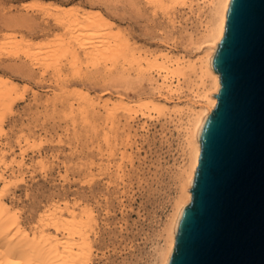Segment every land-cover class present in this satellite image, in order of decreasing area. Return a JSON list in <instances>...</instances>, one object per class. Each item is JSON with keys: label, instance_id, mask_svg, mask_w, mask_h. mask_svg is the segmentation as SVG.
<instances>
[{"label": "bare ground", "instance_id": "6f19581e", "mask_svg": "<svg viewBox=\"0 0 264 264\" xmlns=\"http://www.w3.org/2000/svg\"><path fill=\"white\" fill-rule=\"evenodd\" d=\"M137 1L152 5L153 8L160 7L163 10H169V12L170 5L188 4V13L195 15L196 18V25H194L196 29L194 27L193 30L198 31L199 28H202L199 31L202 35L196 38V35L193 36L194 31H192L193 34L189 31L188 41L190 40L191 48L185 52L178 51L175 46L165 41L156 48H144L135 46L133 42L131 44L127 36L123 37L121 32L118 33V27L113 21H106L93 16V8H73L72 6L61 5L56 9L44 8L45 11L43 12L46 16H52L54 23L62 26L63 29H61L64 31L60 35L61 37L51 39L44 45L31 46L22 43L21 36L12 35L1 40L3 42L0 44V51L7 50L13 54L23 53L25 56L23 59H26L30 71H40L38 76L41 79V84L48 83L49 88H47L52 93V100L57 101L56 103L60 102V97L61 100H63L62 98L67 99L66 94L61 95L59 90H63L62 87L67 85L65 83L66 85L62 84L61 86L60 83H63L65 79L67 80L69 76H63L62 72L66 66L64 63L69 58L71 59H69L68 65L72 66H69L70 70L75 69L76 73H73L79 74V76L75 75L77 77L81 76L82 70L84 72L85 70L98 69L99 71L94 70L96 73L100 72V68H103L105 72L103 75L107 71L105 76L108 74L111 76L115 73L111 74L110 71L114 72L115 69L110 70V68L114 67L119 73L116 70L115 76L118 75L117 78L114 75L111 77L114 76V79L122 80L123 84L128 85V88L131 86L135 88L140 85L150 87V93H137L136 95L118 89L114 90L115 92L109 89H100V92H92L86 89L84 92L81 91L80 97L76 96L75 98L73 95L71 99L69 97L70 101L67 99L69 102L67 105H70V111L67 112L75 113L71 114L73 118L77 112H80V114L78 113L79 117L83 115L81 119L92 114L95 120V124L92 125L94 128L98 127L97 130V127L94 130L106 129L100 134H104L103 138L106 140L107 148L112 150L111 143H115L114 146L117 147V149L115 147L116 152L113 155L114 149L111 151L112 153H108L109 156L105 157V152H101L104 145L102 148L98 144L101 157L97 156H99L100 162H96V164L98 163L96 166L94 162H91L90 164L94 163V166L89 164L90 167H86L87 171L85 170L83 176L86 177L87 173V177H93L94 170L101 171L100 173L107 177L109 175L111 177L113 174L118 186L125 184L126 162L131 163L135 158L133 157L134 154H130V150L134 149L136 140H131L130 137H136L138 130L148 133L147 122L152 121L158 115L166 116L169 119L174 131L181 138L179 140H181L180 147L183 155L182 160L176 165L179 189L172 205L171 215L163 225L160 238L154 245L151 262V264H168L175 247L182 211L192 200L191 189L201 153V130L206 118L217 104L215 95L221 89L220 75L214 68L213 58L225 33L230 0ZM21 9L25 13L32 10L30 6H22ZM195 9L196 11H194ZM203 9L209 11L207 21L206 17L204 21L200 20L201 13L199 12H202ZM202 13L204 14V12ZM191 24L193 25L194 22ZM197 25L199 26L198 29ZM68 56L70 57L68 58ZM64 57H67L65 62L62 60ZM69 67H67L66 73H68ZM49 71L52 75L46 79L45 73L49 75ZM66 80L65 82H67ZM3 82L0 80V106L1 102L5 103L11 99L13 92L16 91V88L11 86L13 83ZM63 92L67 91L64 89ZM39 94L33 88L32 100L35 101L36 107L39 104L37 103L40 98ZM49 96L51 97V95ZM50 97L42 102L46 104L40 103L43 105L41 107L44 109L48 107L47 101H51ZM50 103L53 106L56 104L55 102L52 104L53 101ZM64 103L63 107H65ZM66 107L65 109H68ZM71 115L70 118H72ZM86 117L83 118L84 121L88 120ZM121 117L124 118L126 125L122 124L123 126L119 129L122 130L123 127L127 126L129 133L123 131L128 133L126 135L128 137H125V140H120L119 143L118 140L122 138L118 139V137L121 136L116 137L113 134L120 133L118 129L115 130L114 128L118 127V120ZM74 119H72V123ZM91 120L94 123V120ZM139 120H143V123L138 124L137 128L134 129V124ZM96 123L101 126V129ZM73 125L75 126L74 123ZM1 127L0 124V131ZM107 128L108 131L109 129L113 131L112 136L114 138L108 136L110 134ZM131 129L135 131V133L132 132L135 134L134 136L130 135ZM64 132V136H66L68 129ZM58 138V141L62 142L59 135ZM112 138L115 140L111 142ZM42 140L41 134H32L18 138L15 145L10 146L1 142L0 139V264H93L95 249L92 245L91 235L97 226L98 218L92 207L85 206L86 204L85 207H82L74 199L73 201H57L55 199V202L50 201L51 203L45 205L44 209L42 208V211L38 213L37 223H34L33 227H27L29 225L24 224L18 209L10 202L9 192L13 181L18 178L23 179L27 172H32L38 168L42 170L47 168L50 161L41 149ZM99 146L102 148L101 150ZM36 148L37 150H35ZM138 150L137 147L135 153H138ZM30 155H34L38 159L27 163ZM113 156L124 164L114 163L116 158ZM100 173L98 174L101 175ZM68 180L67 177H64V181ZM125 200L126 196L122 195L120 202L123 203ZM123 227L121 225L120 229L123 230Z\"/></svg>", "mask_w": 264, "mask_h": 264}, {"label": "rangeland", "instance_id": "374dc122", "mask_svg": "<svg viewBox=\"0 0 264 264\" xmlns=\"http://www.w3.org/2000/svg\"><path fill=\"white\" fill-rule=\"evenodd\" d=\"M131 1L133 0H0V44L3 42L2 39L12 35L21 36L22 43L31 46L44 45L51 39L61 37L60 35L64 31L62 26L54 23L52 16H46L43 13L46 8L56 9L61 5L72 6L73 8H93V16L106 21H113L118 27V33L121 32L120 34L123 37L127 36L129 39L126 38L131 41V44L133 42L135 46L144 48H156L165 41L175 46L178 51L185 52L191 48L188 35L192 31H194L193 36L196 35V38L202 35L199 32L202 28H199L198 25L197 29L200 30H193L194 27L196 29V26H194L196 25V18L195 15L188 13V4L176 3L174 6L170 5L169 12V10H163L160 7L153 8L152 5L144 4V2ZM22 6H30L32 10L25 13L21 9ZM202 12H199L201 13L200 20L204 21L206 17L207 21L209 11L203 9ZM189 31L190 33H188ZM47 36L48 38H46ZM1 51L0 80H3V83H13L11 86L16 88L11 99L5 101V103L1 102V142L14 146L17 139L22 136L41 134L43 136L41 149L50 161L44 170L38 168L32 172H27L23 179H16L10 187V202L18 209L24 224L29 225L27 227H33L34 223H37L38 213L50 201H73L74 199L82 207L85 204V206L92 207L98 218L97 226L94 228L93 235H91L92 245L95 249L93 264H151L154 245L160 238L163 225L171 215L172 205L178 194L179 181L177 180L176 165L182 160L183 155L180 147L181 140H179L181 138L174 131L169 119L163 115H158L152 121L147 122L149 126L148 133L138 130L135 137V131L131 129L130 135L132 134L135 138L131 136L130 139L136 140H134L136 146L132 145L134 149L130 150V154H134L133 157L135 158L131 163L126 162L127 166L124 165L126 167L125 184L124 186H118L113 174L111 177L110 175L107 177L106 175L103 176L104 174L102 175L101 171L94 170L93 177H87V173L86 177L83 176L85 170L87 171V166H94V163L96 166L98 164L96 162H100L98 157H101V153L98 144L102 148L104 145L103 149L99 147L100 150L102 149V153L105 152V157L109 156L108 153H112L111 151L114 149L113 155L116 152V146L113 142L114 144L111 143V146L114 148L112 147V150L107 148L106 140L103 138L104 134H100L106 129L94 130L97 126L94 128V125H92L95 124L92 114H90L92 118L84 116L81 119L83 115L79 117L80 112H77L76 115L78 116L75 115L74 119L72 115L75 113H71V115L70 112H67L70 111L67 99L70 101L73 95L75 98L81 96V93L86 89L92 92H100V89L112 91L118 89L136 95L137 93H150V87L140 85L135 88H132V86L128 88V85L123 84L122 80L116 79L118 75L115 76V74L118 70L114 67L110 70L115 69L117 71L110 72L111 74L115 73L112 74L116 77L115 79L110 74L105 76L107 71L103 75L105 73L103 68H100V72L96 73L95 71L98 69H94L95 71L85 70L88 73L82 70L80 72L81 76L77 77L75 75L79 76V74L73 73H76L75 69L70 70L69 66L71 65L68 64L71 58L68 56V60L67 57L62 58L63 61H68H66L67 63L64 61L66 66L62 64V66H65V70L63 69L62 72L63 76H69L67 80L65 79L67 82L64 80L60 85L62 86L65 83L69 85L65 84L66 86L62 87L67 92L62 93L63 90H59L61 95L66 94L67 99L62 98L63 100H61L60 97V102L56 103L57 101L52 100L53 96L48 90V83L41 84V79L38 76L40 71H30L26 59H23L25 58L23 53L13 54V52L7 50ZM67 67H69V74L66 73ZM49 73V75L45 73L46 79L51 77V71ZM33 88L40 93L37 102L39 107L38 105L36 107L35 101L32 100ZM47 96L53 101L52 104L54 102L56 104L53 106L50 103L51 101L48 100V107L44 109L41 106L46 104L42 102L48 99ZM61 101L63 102L61 103ZM65 101L66 103H64ZM40 103L43 105H40ZM63 103L69 110L63 107ZM75 106L77 107V105ZM76 107L74 108L77 110ZM70 115L72 118H70ZM85 117L88 118V120L86 119L88 122L84 121L83 118ZM89 118L93 119L94 123L91 119L90 123ZM72 119H74L75 126ZM118 121L119 125L116 123L118 127L115 124L116 128L110 126L115 130H119L120 133L113 135L116 137L121 136L118 137V139L122 138L118 140L120 143V140H125L129 132L127 126L123 127L122 130L119 129L123 126L122 124L126 125L124 118L121 117ZM141 123H143V120L135 123L134 129ZM108 128L110 127L108 126ZM66 129H68V132L64 136ZM99 129H101V126ZM133 131L134 133H132ZM108 132L110 134L108 136L114 138L112 136L113 131L109 129ZM58 135L61 137L62 142L58 141ZM131 142L133 143V141ZM137 147L139 150L138 153H135ZM28 158L27 163L38 159L34 155H30ZM91 162L94 163L90 164ZM114 163L120 164L122 162L116 158ZM64 177L69 180L64 181ZM122 195L126 196L123 203L120 202ZM121 225L124 226L123 230L120 229Z\"/></svg>", "mask_w": 264, "mask_h": 264}, {"label": "water", "instance_id": "95a60500", "mask_svg": "<svg viewBox=\"0 0 264 264\" xmlns=\"http://www.w3.org/2000/svg\"><path fill=\"white\" fill-rule=\"evenodd\" d=\"M221 89L168 264H264V0H230Z\"/></svg>", "mask_w": 264, "mask_h": 264}]
</instances>
